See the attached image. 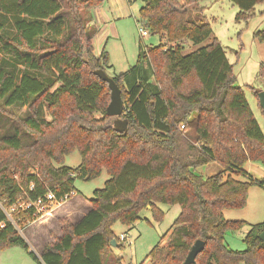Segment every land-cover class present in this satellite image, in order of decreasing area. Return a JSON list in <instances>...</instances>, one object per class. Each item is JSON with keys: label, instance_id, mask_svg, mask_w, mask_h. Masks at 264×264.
<instances>
[{"label": "trees", "instance_id": "obj_1", "mask_svg": "<svg viewBox=\"0 0 264 264\" xmlns=\"http://www.w3.org/2000/svg\"><path fill=\"white\" fill-rule=\"evenodd\" d=\"M199 1L143 0L140 20L160 42L139 45L136 63L112 76L127 119L120 133L105 112L108 83L94 74L109 66L105 50L94 53L91 8L101 0H0V116L13 123L0 125V249L20 246L37 264H123L111 251L112 239L122 247L112 226L132 225L148 205L160 217L156 203H167L180 211L167 242L149 251V264H182L197 239L204 247L192 264H264V220L223 215L245 207L251 186L264 185L244 169L248 160L264 166V134L220 41L183 53L186 42L212 33ZM229 1L236 21L264 3ZM254 36L264 41V28ZM75 149L78 166L64 165ZM212 161L222 170L196 173ZM103 169L108 178L93 190L90 209L74 223L61 219V236L40 255L31 251L21 230L41 214L32 204H48V194L70 198L76 178ZM245 225V248H229L225 233Z\"/></svg>", "mask_w": 264, "mask_h": 264}, {"label": "rangeland", "instance_id": "obj_2", "mask_svg": "<svg viewBox=\"0 0 264 264\" xmlns=\"http://www.w3.org/2000/svg\"><path fill=\"white\" fill-rule=\"evenodd\" d=\"M120 3L124 6L122 7L124 16L116 21L120 36L115 35L112 25L109 27V37L102 44H96L98 52L101 53L102 50H105L108 54L109 66L105 68V72L111 77L129 70L136 63L139 45L144 48L157 45L160 42L159 36L150 32L140 40L138 28L146 29L139 16V8L143 5V0H121ZM195 6L196 8L203 7V16L210 23L212 33L200 43L186 42L183 53L186 54L205 46L216 37L220 41L227 59L233 64V73L236 77L235 85L242 88L264 134V108L261 107L258 98L259 92L264 91V81L259 77V65L264 63V41H259L254 36L256 31L264 28V3L257 4L254 14L246 21L235 20L238 8L229 0H201ZM195 6H190V8L193 9ZM202 13L197 11L195 15L201 18ZM144 64L146 66L147 62L145 61ZM23 111L24 108H12L14 114H22ZM96 116L100 117L101 114L97 113ZM11 123L10 119L0 116V125L3 130L12 129L13 126L10 125L13 123ZM80 161V154L75 149L64 157L63 164L77 167ZM217 166L218 164L212 161L200 167L198 172L202 176L211 175L218 172ZM107 178L108 174L105 169L93 179L76 178L74 180L75 192L66 204L53 206L57 207V210H53L52 214L60 213L74 205L71 219H77L85 211L86 206L91 207L89 199L93 197V190L103 187ZM256 189L259 191L258 199L252 197L246 210L249 217L264 220V185L258 186ZM156 207L161 211L160 217H156L149 207H145L139 212V218L132 225L127 226L116 222L112 226L115 237L119 238L122 233L125 235V239L121 240L122 247L110 246L113 255L120 257L123 264H147L149 251L155 245H164L167 242L180 207L178 204L167 203H156ZM52 214L42 212L36 220L31 222L32 224L30 223L31 225L28 224L21 230L30 250L36 255H40L41 244L53 242L56 237H60L62 234L64 223L61 219L63 218L57 219ZM65 219L71 222L68 218ZM57 224L61 226L59 236H55ZM248 229V226L245 225L237 231H227L225 233L227 246L235 250L244 249L245 244L242 239ZM0 264H37V262L22 247L10 246L0 249Z\"/></svg>", "mask_w": 264, "mask_h": 264}, {"label": "crops", "instance_id": "obj_3", "mask_svg": "<svg viewBox=\"0 0 264 264\" xmlns=\"http://www.w3.org/2000/svg\"><path fill=\"white\" fill-rule=\"evenodd\" d=\"M120 2H121V0H101V3L99 5L91 8V14L93 16V24L97 28V32L93 38L94 53L96 55L100 54V52H98V50L96 48V44H102V42L109 37V34H110L109 27H111L113 25L115 35L117 37L120 36V33H119L120 31L116 25V21L124 16V14L122 13L123 12L122 7H124V6L121 5ZM142 37L143 36L140 35V40H142ZM200 167H202V166H200ZM200 167H198L196 169V173H198V174H201L200 172H198ZM217 169H218V171L222 170V168L219 165L217 166ZM244 169L247 171V173L249 175H251L257 179H263L264 178V166L262 164H260L259 162L248 160L244 165ZM206 176H208V175H206ZM256 187H258V185H253L250 187L249 195H248V199H247V203H246L245 207H243L241 209H225L223 211L224 217L226 219H229V220H243V221L247 222L248 224H255V223L263 221L261 219H254L252 217H249L248 216L249 213L246 210L248 205L250 204L252 197H253V199H258L259 191L256 189ZM259 187H261V186H259ZM68 201H69V199H67L64 203L60 204L59 206L66 204ZM73 206L68 207L67 210L64 209L60 213L54 212V214H52L53 210L54 211L57 210V207H53L50 210V212L47 214L55 215V217H57V219L58 218H68L72 223H74L75 221H77V219L82 217L90 209L89 206H86L85 211H83V213H81V215L79 217H77V219L74 220V219H71L72 214H73L72 213ZM31 224H29V225H31ZM60 227L61 226L59 224H57V233L55 236H59L61 234ZM248 228H249V226H248ZM45 244L43 243L40 245V251L42 250V248Z\"/></svg>", "mask_w": 264, "mask_h": 264}, {"label": "water", "instance_id": "obj_4", "mask_svg": "<svg viewBox=\"0 0 264 264\" xmlns=\"http://www.w3.org/2000/svg\"><path fill=\"white\" fill-rule=\"evenodd\" d=\"M94 74L97 75L101 80L108 83V88L110 89V101L105 108L106 115L113 117V128L117 132H124L127 127V119L122 118L121 116L124 113L123 101L121 98V89L118 84L115 82L114 78L109 76L105 70L96 69ZM259 103L261 107L264 108V91L259 92L258 94ZM149 207V205L147 206ZM259 238L264 241V228L258 234ZM110 244L116 246L114 239L111 240ZM204 241L197 239L190 247V250L183 261L182 264H192L195 262L196 255L203 249Z\"/></svg>", "mask_w": 264, "mask_h": 264}, {"label": "built area", "instance_id": "obj_5", "mask_svg": "<svg viewBox=\"0 0 264 264\" xmlns=\"http://www.w3.org/2000/svg\"><path fill=\"white\" fill-rule=\"evenodd\" d=\"M139 34L141 36H145L148 34V30L145 29V28H142V27H139ZM181 127H183V125H181ZM47 200L49 201L48 204H44L41 200H37L35 203H33L32 205H34L37 209L38 212L42 213V212H45V213H49L50 212V209L55 206V205H60L62 203H64L67 199H69L68 195H65L63 197H60L59 199H55L53 197L52 194H48L46 196ZM20 205H23V204H20ZM29 204H27L28 206ZM120 240H124L125 239V235L122 233L119 237ZM149 264V262L147 263Z\"/></svg>", "mask_w": 264, "mask_h": 264}]
</instances>
